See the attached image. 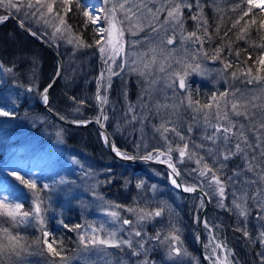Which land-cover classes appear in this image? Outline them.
Masks as SVG:
<instances>
[{
  "label": "snow or ice",
  "instance_id": "obj_1",
  "mask_svg": "<svg viewBox=\"0 0 264 264\" xmlns=\"http://www.w3.org/2000/svg\"><path fill=\"white\" fill-rule=\"evenodd\" d=\"M76 2L79 3V0ZM245 2L247 7L242 8L241 5ZM72 3L73 0H26V2L25 0H0V7L6 10L15 9L16 12H22L24 17L52 28L50 38L54 43L65 39L67 43L73 44L77 49L96 48L104 65V69L97 77L95 96L100 110L95 122L101 128L104 127L103 121L108 119L104 110L108 98L107 95L101 93V89L106 92L111 87V78L120 75L128 66V53L125 51V45L135 48L146 44L147 51L133 54L135 58L131 61V64H142L143 67H132L130 70L144 80V87L139 98L142 112L139 118L141 122L147 120L149 114L155 109L154 115L160 118V123L153 125V128L155 132L159 133L162 144L149 150L147 143L141 139L135 147L137 149L143 147L145 151L142 156H138L122 152L115 143L110 142L107 133L101 132L100 135L105 145L123 160L139 158L146 162L152 161L167 165L170 169L168 174L170 183L176 189L185 193L197 191L202 193L201 207L204 205V197L210 196L206 189H211V194L219 197L218 206L226 207L224 204V200L228 199L226 189L231 187L233 191L231 192L232 200L229 210L235 211L244 221V225L236 230L242 232L245 238H249L250 234L246 226L249 200L255 201L256 207L259 209L257 219L264 220V199L261 198L264 196V187H261L264 185V35L261 36V42L255 45L262 51L252 65H247V61L242 62L240 59L241 50L233 49L234 41L229 38V32L235 29L233 34L236 40H245L251 46L253 42L248 38L250 30L255 28L258 32L264 31V0H240V3L234 5L231 10L239 9V15L232 22L231 27L223 32V35H221L223 15L220 16L215 28H211L208 19L203 14L200 0H102L103 6L98 8L95 13L89 11L82 13L86 18L83 25L85 29L89 23L95 25L92 29L95 35L91 44L74 33L71 25L65 19L68 12L72 10ZM194 6L196 11H193ZM184 9L188 10L189 18L195 22L192 31H188L185 27ZM253 9H259L260 12L254 13ZM161 15L164 16L162 21L160 20ZM246 17L248 19H245ZM258 17L260 18L258 19ZM8 18V15H0V23ZM20 26H25L23 20H21ZM146 28L150 29L147 38L125 40V33L135 37L144 32ZM28 30L31 31V29ZM156 33L163 34L160 35L158 41L153 43L152 34ZM36 34V32H32V35ZM217 37L220 39V43L213 47ZM177 39H179L180 45L184 46L186 54L183 58L175 61L179 67L167 74L164 88L171 89V99L173 100L179 93L183 95L178 103L174 102L169 105L157 101L153 104V93L157 90L160 79H150L151 68L157 63L158 57L164 58L159 66L160 72L165 71V66L172 68V64L168 61L175 49L168 46L175 44ZM189 44L192 45L190 56L187 48ZM205 44L209 47L205 48ZM226 49L227 52H225ZM233 55L236 57L235 62L229 59ZM118 58L122 61L120 64L116 63ZM248 59H252L251 54L248 55ZM203 60L219 61L222 68L218 71L225 79V83L240 80L246 85L256 84L260 87L258 89H241L233 87L229 83L227 89L222 92H213L203 101L199 98V89H197V98L194 99L187 78L192 73L200 75L206 73L207 69L202 67ZM0 67L3 66L0 65ZM114 69H118V71ZM230 69L232 71H229ZM7 71L11 72L12 69ZM50 87L51 84L40 93L45 105L49 103L48 89ZM27 91L32 92L34 88L29 87ZM164 96L165 100L169 99L167 92L164 93ZM72 99L75 100V98ZM79 103L83 104L84 101H79ZM184 106L192 111L194 121L202 119L204 133L201 139L207 143L197 144L191 141L193 132L191 124L188 125L186 133H182L178 121L160 117L162 109L171 108L175 113ZM135 107L129 104L128 112L135 113ZM76 110L79 111V108ZM0 117H14V112L0 107ZM136 119L138 116L132 115V121ZM73 122L90 123L91 121ZM57 135L59 136V133ZM173 153H177L175 159ZM237 156L243 160L244 167L233 169L231 175H226V162ZM206 157H210L211 162ZM186 161L196 165L194 168L186 170L187 175L191 177V182L181 177V170L178 168V165L184 164ZM73 163H78V161L73 160ZM245 172L252 173L255 178L245 176ZM10 175L32 193V209L23 211L20 197L4 190L0 193V216L10 218L13 225L35 222L41 232L36 243L43 245V251H46L52 258L50 264H71L72 258L66 254L63 241L57 240L55 234L45 226L49 206L47 198L41 193L52 190L53 186L44 183L42 187H38L39 177L32 171L28 172L27 177L22 175L19 170H12ZM177 178H181L179 182ZM60 183H65V181L61 179ZM249 186L257 187L256 192L251 196L248 192ZM144 187L143 181L136 184L141 195L134 198L136 200L135 207L106 202L107 208L104 210V214L119 227L106 230L103 225L100 227L88 225L82 228L77 224L74 228H70V231L80 230L77 231L78 251L88 253L95 250L100 253L107 248L121 250L127 248L132 256L143 257L137 261V264H156L155 261L148 259V252L151 248L159 245L167 246V256L170 260L181 257L182 254L187 256L188 253L183 249L180 238V229L176 224L170 223V230L163 236L161 235L162 230H158L155 235L147 233L145 225L162 217L165 211L170 212V206L166 201L159 200L156 201V207H149V200L143 193ZM150 191L155 196L157 186L151 185ZM97 198L103 200V197L97 196ZM141 202H143V206H141ZM121 207H124V210L130 213L133 219L122 218L118 211ZM64 227L68 228L69 226L65 224ZM204 227L211 231L207 221L204 222ZM50 237H52L51 242ZM256 239L264 246V231H261ZM24 241L25 238L19 233L13 234L8 228H0V264H4L5 259L11 260L13 257L16 258L18 264H27L24 257L25 254L30 253L29 247L25 245ZM205 247L211 248V254L205 257L210 261V264H231L228 259L232 255L231 251L227 250L226 245L216 242L215 237H210L209 244ZM217 249L227 251V255L221 259L217 255ZM258 255L261 257V264H264V253ZM82 259L87 262L89 258L85 255ZM177 264H181V262L177 261Z\"/></svg>",
  "mask_w": 264,
  "mask_h": 264
},
{
  "label": "trees",
  "instance_id": "obj_2",
  "mask_svg": "<svg viewBox=\"0 0 264 264\" xmlns=\"http://www.w3.org/2000/svg\"><path fill=\"white\" fill-rule=\"evenodd\" d=\"M205 1L201 0L200 2L202 6H205L207 12L208 6L204 3ZM71 9L65 17L67 23L71 25L74 33L91 44L95 34L93 32L92 34L89 33L90 23L86 29L83 26L86 18L82 13L86 11L85 7L81 4H75L73 1ZM193 11H196L195 6ZM186 13V29L192 31L191 28H194L195 22L189 18L190 13L188 10L184 9V15ZM7 14H12L20 21L23 20L28 29L37 33L35 36L43 39L55 49L62 61L63 73L61 79L49 93V109L70 121L95 119L99 115V107L95 100L96 81L102 71L96 48L77 49L73 44L57 48L50 42L48 37L42 36L32 28L22 12H16L15 10L7 12L0 7V15ZM205 14L204 12V16ZM220 16V14L214 16L212 13L207 14L206 18L211 28H215ZM227 20L223 19L221 35L230 28L229 20ZM262 35L264 34L256 29L249 32L248 38L253 42L250 46L249 43L243 45V42H246L245 40H235V36L229 32V38L234 41L233 49L241 50L240 59L242 62L247 61V65L253 64V61H255L254 45L261 42ZM236 41L238 42L236 43ZM219 43L220 39L215 38L213 47ZM207 46L209 47V45ZM188 49L190 50V48ZM225 52H227V49ZM249 54L252 57L250 60L248 59ZM229 59L235 62L236 57L233 55ZM0 65L3 66L0 67V103L9 106L10 109L7 108L6 110L14 112V117H0V176L3 177L0 178V182L2 180L0 193L8 190L17 195L12 191L14 184H8L10 180H15L10 175L12 170H19L26 177L28 172L32 171L39 177L38 187H42L44 183L53 186L52 190L42 193L51 194L54 192L55 206L64 208L63 216L64 213L71 215V219L68 221L71 228L74 227L78 219L83 220L85 217L86 227L88 225L96 227L103 225L106 230H112L118 224H114L111 218L104 214V210L107 208L106 202L125 207H135L136 200L134 198L141 195L140 190L136 188V184L143 181L145 184L143 193L149 200V207H156V201L159 200L166 201L170 206V212L165 211L162 217H158L155 221L145 225L147 233L155 235L158 230H162L161 235L163 236L170 230V223L176 224L180 229L183 249L188 253L187 256L182 254L179 257L182 259L181 264H193L194 260L197 264H202L198 258L196 247L200 209L199 197L182 195L172 189L168 184L165 171L161 168L151 166L131 167L116 161L107 153L95 127L73 129L62 126L51 119L38 104V100L41 96L40 93L47 87L57 71L56 61L51 54L34 43L10 21L0 26ZM8 69H12V71L9 72ZM114 70L118 71V69ZM29 87H33L34 91H27ZM143 87L144 80L139 75L135 78L124 70L120 75L113 76L107 94L108 103L104 109L108 116L104 123L112 142L119 150L138 156H142L145 151L143 147L139 149L135 147L141 139L147 143L149 150L162 144L159 133L155 132L153 128V125L160 123V118L154 115L155 109L149 114L147 120L141 122L139 118L142 115L139 98ZM198 89L200 94L204 92L203 89L208 88L206 85L200 84ZM212 93H209V95ZM205 96L201 97V101L206 99ZM193 97L194 99L197 98L196 90L193 91ZM72 98H75V100ZM79 101H84V103L80 104ZM157 101L169 105L174 103L165 100L164 92L159 94L156 90L153 93V104ZM129 104L136 106L135 113L128 112ZM110 106L114 107V110L109 113ZM77 108H79V111L76 110ZM134 114L138 116V119L132 121V115ZM160 117L178 121L182 133H186L188 125L191 124L193 127L191 141L197 144L207 143V141L201 139L204 133L202 119L194 121L193 117L189 116L186 117L185 122L179 111L173 113L171 108L162 109ZM169 135L171 136V133ZM174 154L176 157L177 153ZM206 159L211 162L210 157H206ZM62 160H64L63 164L60 163ZM73 160L78 161V163H73ZM226 163V175H231L233 169L244 167V162L239 156ZM195 166L193 162L189 161L178 165L181 170V177L191 182V177L187 175L186 170ZM244 175L255 178L252 173L245 172ZM108 176L112 178L110 181ZM61 179L65 183H60ZM153 184L157 186L155 196L150 191ZM261 187H264V185ZM256 190V186H249V195L251 196ZM232 191L231 187L226 189V195L228 196V199L224 200L226 207H221L219 213L215 214L211 203L205 220L209 228L214 231L215 238L226 245L227 250L231 251L232 255L229 256L231 264H261L260 256L256 253L258 245L256 237L263 231L256 226L259 209L256 207L255 201H248V208H252L247 217L246 225L250 235L249 238H245L242 232L236 230L244 225L243 218L239 217L235 211L229 210L231 209ZM97 196L103 197V200L98 199ZM19 197L23 205L22 210L30 211L32 209V199L23 195ZM96 198L100 201V204ZM261 198L264 199V196ZM141 206H143V202H141ZM118 211L122 218L133 219L132 215L124 210V207H121ZM59 225L60 223L58 224L55 218L49 220L47 224L49 230L57 231V237L63 241L64 247H66L65 252H67L68 246L72 245V238H75V234L74 231L59 229ZM0 228H8L11 233H19L25 238L24 242L29 247L30 253L25 254L24 257L27 264H50L52 258L46 251H43L41 244L36 243L39 234L35 230V222L13 225L10 218L0 216ZM166 250V245L151 248L148 252V259L155 261L156 264H172L164 257ZM118 252L122 257L131 254L127 248ZM131 259L133 262L139 261L143 257L131 256ZM4 264H18V262L13 257L11 260L5 259ZM174 264H177V262Z\"/></svg>",
  "mask_w": 264,
  "mask_h": 264
},
{
  "label": "rangeland",
  "instance_id": "obj_3",
  "mask_svg": "<svg viewBox=\"0 0 264 264\" xmlns=\"http://www.w3.org/2000/svg\"><path fill=\"white\" fill-rule=\"evenodd\" d=\"M73 1L75 2V4L77 3L76 0H73ZM204 3L207 4V6H208L207 12H206L205 6L204 5L202 6L203 7V14H204V12L206 13L205 17L207 16V14H210V13H212L213 16L215 14L223 15V19H225V20L228 19L229 20L230 27H231L232 22L238 17L239 12H240L239 9H237L236 11H232L231 10L234 7V5H236L237 3H240V0H206ZM224 3H227V4L225 5ZM77 4L83 5L85 7V10L89 11L91 13H95L98 8L103 6L102 5V0H90V1L89 0H79V3H77ZM230 4H231V6H229ZM242 5H243V6H241L242 8H246L247 7L246 2L244 4H242ZM11 10H15V9H10V10H6V11L10 12ZM253 12L254 13H259L260 10L259 9H253ZM186 15H187V13L184 15L185 21H186V18H185ZM226 16H228V17H226ZM259 18L260 17H258V19ZM163 19H164V16L161 15L160 20L162 21ZM245 19H248V18L246 17ZM26 20H27V22H29L31 24L33 29L38 31L39 34H41L42 36L48 37L50 42L55 47L58 48V47H63V46H66V45H70L69 43L66 42L65 39H60V40H58V41H56L54 43L52 41V39L50 38V33L52 31V28L47 27V26H45L42 23L34 22L33 20H31V19H29L27 17H26ZM94 27H95V25L91 24L89 33L92 34V32H93L92 29ZM185 27H186V24H185ZM191 29L194 30V28H191ZM253 29H255V28H253ZM253 29H251L250 32ZM235 31L236 30L233 29L231 34L234 35L233 33ZM149 33H150V29H147V28L145 29L144 32H141L138 36H135V37H132L128 33H125V40L126 41H130V40H140L141 38H147L149 36ZM261 33L264 34V31H261ZM162 34L163 33L152 34V42L154 43V42L158 41L160 35H162ZM235 40H236V37H235ZM237 42L238 41H236V43ZM245 44H248V43L247 42H243V45H245ZM141 45H142V47H141ZM141 45H139V46H137L135 48H130L127 44L125 45V51L128 53L127 59L129 61V64H128V66L125 67L124 70L127 71L131 76H133L135 78L138 76L137 73L132 72L130 69L132 67L142 68L143 65L142 64L141 65H133V64H131L132 59L135 58V56L133 54H138L140 52L147 51V45L146 44H141ZM205 45L207 46V44H205ZM206 46H205V48L208 47V46L207 47ZM168 47L175 49V52L172 53V55H171V57H169V61H168L169 63L172 64V68H167V66H165V71L164 72H160L159 71V66H160V63L163 62L164 58L163 57H158L157 63L151 68L152 76L150 77V79L159 78L160 79V84L157 86V91L159 92V94H161L162 92H164V93L167 92V95L169 97V99H167V101H172V102L178 103L180 97L183 94L179 93L177 95V97L175 98V100L171 99V97H172L171 89H165L164 88V83L167 80V74L169 72H171L174 68H178L179 67L175 63V61L177 59L183 58L186 53L184 51L185 50L184 46L180 45L179 39H177L175 44H173L171 46H168ZM187 48H190V50H191L192 45H190V44L187 45ZM254 49H255V60H256L257 57L259 56L260 52L262 51V49L256 47L255 45H254ZM190 50H189V53H188L189 56H190ZM98 56H99V54H98ZM99 62L101 64L102 70H103L104 69V65L102 64V61L100 60V58H99ZM120 62H122V61H121L120 58H118L116 63L120 64ZM202 67L207 69V71H206V73L204 75H200V74H197V73H192L187 78V82L191 85L192 91L197 90L199 88L200 84H203L204 86L206 85V87L208 88V89H203L204 92L203 93L201 92L199 94L200 99H202L201 97H204L205 95H206L205 97L209 96V93L224 91L225 89H227L229 87V83L232 84L233 87H238V88H241V89H258L260 87L259 85H256V84H254V85H246L244 83H241L240 80H236L234 82L233 81H229V83H225V79L221 76L220 72L218 71L219 69L222 68V65L219 63V61L213 62L211 60H203ZM145 71L147 72L148 70H145ZM112 78H111V80H112ZM108 92H109V88L107 89L106 92H104V90L101 89V93L104 94V95H107ZM10 106H15V105H10ZM0 107H4L5 109H7L9 106H7V105L4 106L3 104L0 103ZM8 109H10V108H8ZM112 110H114V107L110 106L109 107V113ZM179 114L184 117L183 121H185V122H186V119H187L186 117H189V116L193 117V115H194L190 109L186 108V106L181 107L179 109ZM173 156L175 157L174 153H173ZM60 163L63 164L64 160H62ZM8 164H10V163H8ZM151 174H153V172H151ZM0 178H3V177L0 176ZM108 178H109V176H108ZM105 179H106V177H105ZM111 179L112 178L110 177L109 181ZM1 182H2V180H1ZM12 183L14 184V189L12 190L14 193H17L18 196L23 195L26 198H29V199L31 198L32 201H33L32 193L25 186L19 184L18 181L13 180V179L8 182V184H12ZM1 186H2V184H0V187ZM17 189H18V191H17ZM208 191L210 193V198L209 199H211L210 200V206H211V203H212V205L214 207V212H215V214H217V213H219V211H221V207L218 206L219 197L216 196V195L211 194V192H212L211 189H209ZM53 193L54 192H52L51 194L41 193L42 196L47 198V203H48V206H49L48 207V211L46 213V225L45 226L49 230V228L47 226L48 221L55 218L56 221L58 222V224L60 223L59 229H62L63 231H65V230L70 231L69 229L71 227L69 226L70 223L68 224V221H70V219H71L70 216L71 215L67 214V213H64V216L62 215L64 208H58V207L55 206ZM96 200H98V199L96 198ZM98 203L100 204L99 200H98ZM199 207H200V209H199L198 217H199L200 211L202 209V207L200 206V200H199ZM251 210H252V208L249 209V214H250ZM206 215H205V218H206ZM61 221H63V223H61ZM85 223H86L85 217H84L83 220H79L78 219L76 221V224L74 225V227L77 224H79V225L82 226V228H84V227H86ZM65 224H67L69 227L65 228L64 227ZM256 226L261 228V230L264 231V220H258V223H256ZM117 227H119V225L115 226L114 228H117ZM35 230L39 234V237H40L41 236V232L39 230V226L36 225V224H35ZM49 231L51 233L55 234V238L57 240H60V238L57 237V231L56 230L54 231L53 229H51ZM77 231H80V230H77ZM77 231L73 232L75 234V238L74 237L72 238V245L68 246L69 249L66 252V254L69 257L72 258L71 259V264H137V261H133L132 262V259H131L132 255L131 254H127V256L125 258L122 257L120 255V253L118 252L119 250H121L119 248H107V249H105L104 252H100V253H97L95 250H91L88 253H85L83 251H78ZM121 235H124V233H121ZM210 237H215L214 231L213 230L209 231L208 228L204 229V231H203V239L202 240H203V247H204L203 250H205V252H207L206 256L211 254V248L210 247L209 248L205 247V245L209 244ZM51 239H52V237L49 238L50 242H51ZM215 241L219 242V240L217 238H215ZM197 243H198V241H197ZM256 243H258L257 248H256L257 255L259 253H264V246H262L260 244L258 239H257ZM123 250H125V248ZM167 251H168V249L164 252V257L170 263L174 264L175 262L182 260L179 257H176V258L171 259V260L168 259ZM197 254H198V251H197ZM85 255L89 258L87 262L82 259V257H84ZM217 255L220 256L221 259H223V257L225 255H227V253H226V251H221V250L217 249ZM258 256H260V255H258ZM198 258L200 259L199 256H198ZM57 259H59V258H57ZM228 259H229V257H228ZM260 260H261V257H260ZM193 264H197L196 260H194Z\"/></svg>",
  "mask_w": 264,
  "mask_h": 264
},
{
  "label": "water",
  "instance_id": "obj_4",
  "mask_svg": "<svg viewBox=\"0 0 264 264\" xmlns=\"http://www.w3.org/2000/svg\"><path fill=\"white\" fill-rule=\"evenodd\" d=\"M8 17L9 18L7 20H5L3 23H5L7 21L13 22L34 43H36L43 50H45L46 52H48L49 54H51L54 57V59H55V61L57 63V72H56L55 76L53 77V79L49 83V84H51V87L48 89V100H49V93H50V91L57 85V83L59 82V80H60V78L62 76V73H63L61 59H60L59 55L56 53V51L52 48L51 45H49L48 43H46L45 41H43L41 39H38L37 37H35V35H32V32L29 31L27 29V27H25V26L24 27H21L20 26L21 25V22L18 19H16L14 16L8 15ZM3 23H0V25L3 24ZM58 72H59V75H57ZM49 84H48V86H49ZM48 104L47 105H45V104L42 105L43 110L53 120L57 121L61 125L66 126V127H69V128H77V129H83V128H86V127H89V126H94L99 133L105 132V133L108 134V132L105 129V127L101 128L100 125L95 122V119L94 120H88V121H91L90 123H74L73 121H69V120H67L65 118L64 119H61L62 116H60L57 113L51 111L48 108ZM108 136H109V134H108ZM109 139H110V142H112L110 136H109ZM105 147H106L107 152L113 158H115L117 161H119L120 163L127 164V165H132V166L147 165V166L159 167V168L164 169L166 171L167 175L170 172V169H168L167 165H165V164L155 163V162H152V161H147L146 162V161H144L142 159H139V158L138 159H135V160H123L120 157L116 156L115 152H113L110 147H108L106 145H105ZM168 178H169V175H168ZM177 179H178V182H179L181 178H177ZM173 188L176 189L174 186H173ZM176 190L178 192H180L181 194H183V195L199 196L200 198L202 197V193L200 191H197L195 193H185V192H183L180 189H176ZM209 206H210V202H209L208 197H204V205H203V208H202V210L200 212L199 219H198V236H197L198 237L197 251H198L199 257L203 261V264H208L207 261L205 260L204 253H203V240L202 239H203V230L205 228L204 227L205 215H206V213L209 210Z\"/></svg>",
  "mask_w": 264,
  "mask_h": 264
},
{
  "label": "bare ground",
  "instance_id": "obj_5",
  "mask_svg": "<svg viewBox=\"0 0 264 264\" xmlns=\"http://www.w3.org/2000/svg\"><path fill=\"white\" fill-rule=\"evenodd\" d=\"M90 1V0H89ZM83 6V5H82ZM54 58V57H53ZM252 85H254V84H252ZM125 258V257H124Z\"/></svg>",
  "mask_w": 264,
  "mask_h": 264
}]
</instances>
